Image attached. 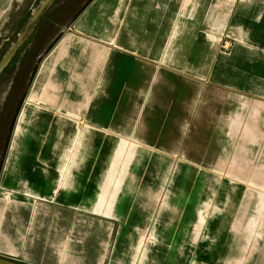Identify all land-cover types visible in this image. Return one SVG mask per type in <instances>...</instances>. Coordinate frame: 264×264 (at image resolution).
Segmentation results:
<instances>
[{
    "label": "crops",
    "instance_id": "crops-1",
    "mask_svg": "<svg viewBox=\"0 0 264 264\" xmlns=\"http://www.w3.org/2000/svg\"><path fill=\"white\" fill-rule=\"evenodd\" d=\"M52 1L35 12L0 0V18L12 8L11 19L32 17L29 29L48 22ZM68 18L31 66L10 126L0 257L61 264L70 209L89 213L78 224L92 244L66 264H103L115 225L121 259L141 235L157 240L144 264H264V190L188 197L178 181L177 196L159 198L162 183L108 190L101 180L128 146L130 165L193 171L198 188L264 184V0H87ZM257 225L251 243L240 229Z\"/></svg>",
    "mask_w": 264,
    "mask_h": 264
},
{
    "label": "rangeland",
    "instance_id": "rangeland-1",
    "mask_svg": "<svg viewBox=\"0 0 264 264\" xmlns=\"http://www.w3.org/2000/svg\"><path fill=\"white\" fill-rule=\"evenodd\" d=\"M47 0H26L25 5L34 4V11H38L43 8ZM87 0H54L49 3L48 12H53V17L47 18L48 22H44L43 18H38L36 22L26 29L27 24L32 17L25 18H10L12 8L7 9L6 16L0 18V166L2 164V158L6 152L9 142L10 126L15 116V110L17 109V103L20 96L23 93L25 81L28 77L30 68L37 61L38 56L44 50L47 43L50 41L58 25L62 26L69 22V16L76 14L85 4ZM52 3V4H51ZM48 5V4H47ZM45 8V9H46ZM57 10V11H56ZM46 15V14H45ZM48 15V14H47ZM18 42V43H17ZM18 47H14V46ZM11 53L10 59L6 61V57ZM7 55V56H6ZM116 141V140H115ZM118 154L116 152L113 161V168L108 177L101 179L102 185H105L104 189L110 190L118 186H129L130 184H144L145 182L150 184H161L165 187L164 190L157 191L159 198L166 197L167 195L177 196L179 193L178 181L185 182L187 189L183 190V196L191 197L193 195H209V194H225V193H238V192H256L264 190V184L261 185H246L240 187L234 186H209L204 188L196 187L195 173L188 172L180 174L178 167L172 166L170 173H156V171H165V167L154 168L151 166V160L139 159L134 160V165H130L131 158L129 156L128 146H120ZM116 149V148H115ZM211 182V181H209ZM111 194H102L100 199L102 202L98 205L97 212L100 215H105L106 210L105 198ZM102 197V198H101ZM101 201V200H100ZM89 216L88 212L61 209V264H66L65 259L67 254H87L92 243L84 241L86 234L90 233L89 225H80L82 216ZM98 219V218H97ZM102 220V219H98ZM199 219L198 221H201ZM205 220H207L205 218ZM194 220L193 223H197ZM104 222V221H103ZM259 226L241 227V233L243 236H249V242L258 243L257 239H254L259 234ZM92 233L94 225H91ZM106 229L105 225H98V233H104ZM117 225L113 229V241L108 240L102 243V250L99 255L104 259L103 264H109V261L113 258L118 264H144L145 257L143 252L148 247L146 246L150 242H157L156 239L150 240L131 239L127 242L123 249L122 256L118 257V250L116 249V235ZM85 235L83 236L82 234ZM261 233V230H260ZM253 236V237H252ZM81 237V240H78ZM252 237V238H251ZM252 239V240H250ZM254 239V240H253ZM264 239V238H263ZM256 241V242H255ZM263 242V241H261ZM72 243H75V248H71ZM11 262L9 259L1 258L0 263L6 264ZM196 261L195 264H198Z\"/></svg>",
    "mask_w": 264,
    "mask_h": 264
},
{
    "label": "bare ground",
    "instance_id": "bare-ground-1",
    "mask_svg": "<svg viewBox=\"0 0 264 264\" xmlns=\"http://www.w3.org/2000/svg\"><path fill=\"white\" fill-rule=\"evenodd\" d=\"M49 1H50V0H47V1L45 2L44 5H46ZM41 14H43V13H41ZM39 16H40V15H39ZM36 23H37V22H36ZM17 43H18V42H17ZM13 46H14V45H13ZM8 54H9V53H8ZM11 55H12L11 53H10L8 56L6 55V56H7V57H6V61H8V60L10 59ZM6 61H5V62H6Z\"/></svg>",
    "mask_w": 264,
    "mask_h": 264
},
{
    "label": "flooded vegetation",
    "instance_id": "flooded-vegetation-1",
    "mask_svg": "<svg viewBox=\"0 0 264 264\" xmlns=\"http://www.w3.org/2000/svg\"><path fill=\"white\" fill-rule=\"evenodd\" d=\"M6 264H12V262H6Z\"/></svg>",
    "mask_w": 264,
    "mask_h": 264
},
{
    "label": "water",
    "instance_id": "water-1",
    "mask_svg": "<svg viewBox=\"0 0 264 264\" xmlns=\"http://www.w3.org/2000/svg\"><path fill=\"white\" fill-rule=\"evenodd\" d=\"M1 264V263H0Z\"/></svg>",
    "mask_w": 264,
    "mask_h": 264
}]
</instances>
